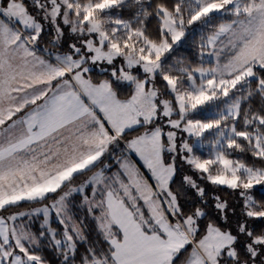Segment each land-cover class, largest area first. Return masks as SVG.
<instances>
[{"label":"snow or ice","instance_id":"1","mask_svg":"<svg viewBox=\"0 0 264 264\" xmlns=\"http://www.w3.org/2000/svg\"><path fill=\"white\" fill-rule=\"evenodd\" d=\"M0 17V264H48L44 247L76 264L80 244L88 246L79 264H176L188 246L184 264H264V230L251 227L264 220V199L250 191L264 186V0H0ZM193 25L198 62L172 58ZM44 33L51 49L66 34L75 41L67 52L41 49ZM101 62L110 79L94 81L88 74ZM120 84L131 89L124 99ZM131 131L139 134L125 150L154 183L127 156L107 174L102 158ZM177 158L200 180L238 192L234 226L228 202L213 195L225 226L209 219L201 232L204 207L186 211L172 189ZM182 185L207 205L192 175ZM74 193L106 247L88 243Z\"/></svg>","mask_w":264,"mask_h":264},{"label":"trees","instance_id":"2","mask_svg":"<svg viewBox=\"0 0 264 264\" xmlns=\"http://www.w3.org/2000/svg\"><path fill=\"white\" fill-rule=\"evenodd\" d=\"M27 2V0H26ZM31 9V8H30ZM31 11H33L31 9ZM124 18H129L131 15V12L127 9H125L122 13ZM155 24L154 21L149 25L150 28H154ZM200 36V28L198 25H193L189 30L188 34L186 35V38L180 43V45L176 46L174 49V52L171 54L172 58H184L186 61H190L193 64L198 62V48L197 43L199 41ZM40 47V46H39ZM41 48V47H40ZM43 49V48H41ZM89 75L92 77L94 81H99L103 79H110V73H103L99 69H92L91 73ZM158 86H162V82L159 80L157 81ZM116 87V90L118 92V95L121 99H124L127 97V95L130 93L131 89L126 84H120V85H114ZM253 108L258 107L259 105V98H255L252 101ZM197 118H202L198 116ZM140 131H143V129H140ZM128 134H139L137 131H131ZM205 157L208 152V146L205 145V148L201 150ZM201 152L198 151L197 155H200ZM239 153L234 154L232 158H235L236 156H239ZM245 162L252 164L254 163L253 158L250 155L245 156ZM255 165L257 167L261 166V163L259 161H255ZM178 171L177 175L174 178V183L172 184V188L174 191H178V198L180 200V203L184 207L186 211L192 210L194 207H204L206 212L208 213V217L203 219L201 221L202 223V229L206 226L209 219H214L218 224H220L221 227H224V222L219 219V214L216 212L214 208L215 201L211 198L213 195H219L223 200H226L229 204V210H228V217L230 219H234L235 215H233L231 209L235 208L236 213L240 212V208L242 206V201L240 200L238 196V192L234 193L231 189H227L225 186H213L206 180H200L199 175L192 172V170L183 163V161H179L177 163ZM185 168V169H184ZM91 173H88L84 176H78L73 183L76 185H79L83 182L84 178L89 176ZM192 175L194 179L197 180V182L202 186L205 187L206 193H207V205H203L200 202L199 197L196 195L195 191L191 188H184L182 185V177L183 175ZM90 191V190H89ZM252 195L257 201H260L264 199V191L259 187H254L252 190ZM70 200L72 202V210L75 217V220L77 223L81 224V228L83 231V234L87 238L88 243L94 244L97 249H100L102 247H106L105 242L103 240V237L101 236L98 227L97 222L93 218L92 215L89 214L87 205L83 203L82 197L79 194H73L72 197H70ZM50 202V201H49ZM29 208L32 207V205H24L21 208ZM20 209V208H18ZM13 210V209H12ZM17 210V209H14ZM41 218L36 219V222L33 223V230L39 231V225ZM82 222V223H81ZM52 226L56 228H60L61 226L57 225L55 222V219L52 220ZM251 227L255 228L257 232L264 230V220H254L251 224ZM87 244H80L78 246L77 254H76V264H79L80 257L85 253ZM41 254L44 256V258L48 261V264H61V258L58 257L57 253L54 250H50L47 247H44L41 249ZM176 264H183V261L180 259V257L177 259Z\"/></svg>","mask_w":264,"mask_h":264},{"label":"rangeland","instance_id":"3","mask_svg":"<svg viewBox=\"0 0 264 264\" xmlns=\"http://www.w3.org/2000/svg\"><path fill=\"white\" fill-rule=\"evenodd\" d=\"M31 11V9H30ZM0 19H3L2 17H0ZM51 39V35L49 33H44L42 34V38L40 40V43H39V46L41 48H45V47H49L50 50L52 51H62V52H67L69 49H68V44L69 43H72L75 41V37H71L69 35L66 34L65 36V40H64V43L62 45V47L60 49H51L50 45L48 44V41ZM117 64H119V61H117ZM104 67H108L109 69L111 68V66L107 65L106 62H101V63H98L97 65H92V69H99L101 70V68H104ZM134 74H136V70H134ZM89 75V74H88ZM166 120L167 118H163L162 120H160L158 123H160L165 131H168L169 128L167 126V123H166ZM135 135H138V134H128L125 138V140H122L120 141V146L119 148H115L113 149L111 146H110V154L109 153H106L105 157L102 158V160L104 161V163L110 165V170L107 174H111V173H114L117 171V169L119 168V165L117 163V161L122 158L123 156H127L129 158V160L131 161V163H133L134 165H136V167H138L141 171V173L146 177L148 178L149 180V183H154V181L151 180L150 178V173L148 172V170L143 166V162L139 159V157L134 153V152H128L125 150V145H126V140L127 139H131L133 136ZM186 135V134H184ZM180 136L181 134L178 133V141L180 139ZM165 159L168 160L170 159V155L169 154H165ZM179 161H181L179 158H177V163H179ZM185 169V168H184ZM91 175V174H90ZM87 178V177H86ZM84 178V180L86 179ZM83 180V181H84ZM256 187H259L261 188L263 191H264V186H260V185H257ZM173 189V188H172ZM253 190V189H252ZM252 190L251 191V194H252ZM174 191V190H173ZM179 199V198H178ZM182 205V204H181ZM38 206V205H37ZM30 208V207H29ZM28 208H20V209H17V210H12V211H24V210H27ZM206 211V210H205ZM229 213V212H228ZM239 213H236L234 219H230L228 220V226H234L235 222H236V218L238 216ZM42 219V218H41ZM36 222V220H35ZM34 222V223H35ZM253 222V221H252ZM251 222V224H252ZM41 223V221L39 222ZM201 223V222H200ZM234 227H233V231H234ZM34 231V230H33ZM201 232H203V229H202V223H201ZM199 237H197L198 239ZM191 251V246H188V250L185 251V252H182L180 254V259L183 261V264H184V261L187 259V255L188 253ZM178 257V258H179ZM177 258V259H178Z\"/></svg>","mask_w":264,"mask_h":264},{"label":"crops","instance_id":"4","mask_svg":"<svg viewBox=\"0 0 264 264\" xmlns=\"http://www.w3.org/2000/svg\"><path fill=\"white\" fill-rule=\"evenodd\" d=\"M18 26V25H17Z\"/></svg>","mask_w":264,"mask_h":264}]
</instances>
